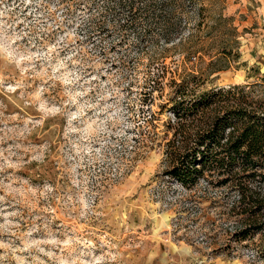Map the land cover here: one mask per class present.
<instances>
[{"label": "rangeland", "instance_id": "1", "mask_svg": "<svg viewBox=\"0 0 264 264\" xmlns=\"http://www.w3.org/2000/svg\"><path fill=\"white\" fill-rule=\"evenodd\" d=\"M200 2L137 55L56 0H0V264H264L262 235L224 248L228 186L166 173L176 84L264 107V0Z\"/></svg>", "mask_w": 264, "mask_h": 264}, {"label": "trees", "instance_id": "2", "mask_svg": "<svg viewBox=\"0 0 264 264\" xmlns=\"http://www.w3.org/2000/svg\"><path fill=\"white\" fill-rule=\"evenodd\" d=\"M56 2L70 13L79 12L77 26L87 38H109V49L132 41L137 55L181 39L191 20L189 10H204L200 0ZM183 81L168 101L176 118L172 139L176 149L170 152L172 163L166 173L184 188L207 178L208 184L233 191L230 207L241 218L224 248H231V241L264 236V107L253 106L240 85L196 92L187 90ZM253 244L264 253V239Z\"/></svg>", "mask_w": 264, "mask_h": 264}]
</instances>
